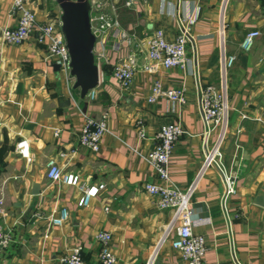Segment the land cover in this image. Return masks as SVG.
<instances>
[{"label":"crops","instance_id":"1","mask_svg":"<svg viewBox=\"0 0 264 264\" xmlns=\"http://www.w3.org/2000/svg\"><path fill=\"white\" fill-rule=\"evenodd\" d=\"M12 1L0 0V30L15 24ZM24 1L38 22L60 17L54 0ZM117 1L121 27L139 38L161 28L172 39L179 17L197 16L191 25V61L156 74L137 71L130 87L121 90L111 68L126 50L108 48L109 63L101 66L96 98L89 101L73 88L70 71L56 65L34 38L19 45L0 42V193L12 235L0 264H58L77 244L84 264H98V231L110 232L116 264H147L153 256L157 264H186L170 245L173 234L160 242L170 212L157 208L143 188L155 179L146 155L158 128L179 122L185 132L173 146L170 179L181 189L194 180L203 160L204 124L193 72L204 84L219 83L222 42L225 53L235 56L226 76L229 120L221 151L234 192H227L216 167L205 169L191 198L192 230L205 238V264H264V206L255 203L259 193L264 195V0H133L132 7ZM250 30L259 35L250 50H243L240 41ZM155 78L165 87L184 86L185 103L147 102ZM103 111L108 112L107 131L99 150L90 152L78 143L83 116L97 118ZM139 120L143 138L137 134ZM214 138L212 133L208 144ZM21 139L29 143L28 158L16 148ZM60 150L68 156L58 158ZM51 158L88 184H104L89 206H77L75 187L47 178ZM34 184L38 194H32ZM61 207L68 219L53 226L49 216Z\"/></svg>","mask_w":264,"mask_h":264},{"label":"built area","instance_id":"2","mask_svg":"<svg viewBox=\"0 0 264 264\" xmlns=\"http://www.w3.org/2000/svg\"><path fill=\"white\" fill-rule=\"evenodd\" d=\"M117 0H89V22L92 32H97L94 45V57L99 71L103 64L109 63L107 43L110 41V50L118 52L121 48L126 54L120 57L111 68V74L121 90H127L137 71L148 74H156L160 69L183 68L191 58L188 57V48H192L191 25L197 16L187 15L177 19V31L174 38L166 37L163 29L155 28L143 38L135 33L122 28L116 12ZM126 7H132L133 0H125ZM10 15L15 17V24L4 26L0 30V41L8 45H19L29 38H34L37 44L42 45L49 58L66 72L70 71V56L66 46L64 35L61 31L60 17L57 20L38 22L35 12L24 0H13ZM222 32V31H221ZM259 35L257 30L246 32L240 41L243 50H250L254 39ZM235 61L234 55H227L221 44V58L219 66V83L204 84L200 80L195 69L193 72L197 90L198 108L204 124L202 132L203 160L194 180L187 188L181 189L170 179L169 163L175 142L185 132L179 122H169L161 125L154 135V143L148 151L146 159L151 166L155 179L145 182L144 190L154 198V203L161 210H168L170 218L163 228L160 239L164 241L173 234L170 245L177 250L181 259L186 264H205L206 251L205 238L202 234L192 230L191 198L197 188V183L203 172L208 167L214 166L223 178L227 192H234V187L229 183L230 178L225 173L221 163L222 144L227 133L229 108L227 102L226 76L228 69ZM185 87H165L159 78L152 82L147 102H155L160 98H166L171 102L184 104L186 101ZM97 95V87L90 89L87 100H94ZM108 112L103 111L95 118L89 115L83 116V121L78 134V143L90 152L99 150L102 138L107 131ZM215 133L212 143L208 144L209 136ZM55 135L58 130H55ZM137 134L140 138L145 136L142 120L137 122ZM16 148L20 155L28 158L29 143L21 139ZM68 152L60 150L57 157L64 159ZM46 176L51 182L62 183L75 187L79 196L76 204L79 207L89 206L104 184H88L81 179L80 174L64 171L57 158H51L46 163ZM222 205V204H221ZM105 209H107L105 207ZM8 209L5 205L4 196L0 193V258L3 251L10 245L12 240L11 229L6 225ZM68 210L61 207L56 215L49 216V222L53 226H60L68 219ZM227 216V215H226ZM228 217V216H227ZM229 247L233 249L231 230L228 229ZM95 239L99 243L97 254L98 264H116L117 258L111 247V234L108 231H98ZM236 263V258L233 260ZM154 263V256L147 264ZM58 264H84L82 247L77 244L68 252L62 254ZM238 264V262H237Z\"/></svg>","mask_w":264,"mask_h":264},{"label":"water","instance_id":"3","mask_svg":"<svg viewBox=\"0 0 264 264\" xmlns=\"http://www.w3.org/2000/svg\"><path fill=\"white\" fill-rule=\"evenodd\" d=\"M61 14V31L64 35L70 56V74L74 78L73 88L79 90L80 98L99 84V68L95 63L94 45L97 32H92L89 22V0H54ZM37 184L32 194H38ZM255 203L264 206V195L259 193ZM153 264H157L154 261Z\"/></svg>","mask_w":264,"mask_h":264},{"label":"rangeland","instance_id":"4","mask_svg":"<svg viewBox=\"0 0 264 264\" xmlns=\"http://www.w3.org/2000/svg\"><path fill=\"white\" fill-rule=\"evenodd\" d=\"M1 42V41H0ZM110 41L107 43V46H106V48L108 49L109 47H110ZM229 108V107H228Z\"/></svg>","mask_w":264,"mask_h":264},{"label":"trees","instance_id":"5","mask_svg":"<svg viewBox=\"0 0 264 264\" xmlns=\"http://www.w3.org/2000/svg\"><path fill=\"white\" fill-rule=\"evenodd\" d=\"M102 66H103V67H105L106 65H105V64H103ZM0 156H1V154H0Z\"/></svg>","mask_w":264,"mask_h":264}]
</instances>
